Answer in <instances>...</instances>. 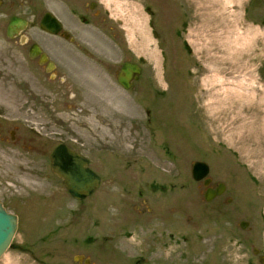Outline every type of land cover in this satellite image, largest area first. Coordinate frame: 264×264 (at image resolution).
Here are the masks:
<instances>
[{
  "label": "rangeland",
  "instance_id": "374dc122",
  "mask_svg": "<svg viewBox=\"0 0 264 264\" xmlns=\"http://www.w3.org/2000/svg\"><path fill=\"white\" fill-rule=\"evenodd\" d=\"M194 1L192 7L204 19L201 33L216 42L205 44L204 49L210 53L212 60L220 57L219 60L226 62L221 64L220 70L208 66L206 82H217L219 90L222 86L230 87V91H235L240 99L236 102L229 92H217V96L208 97V102L202 105L203 119L199 120L198 130H195L199 127L197 118L191 120L190 132H196L197 138L193 139L220 149L215 150L214 158L208 160L211 161L210 176L214 181L226 184L224 194L207 203L202 198L199 183L191 177L192 162L175 160L165 154L162 130L154 129L153 134L146 121L143 107H148V99L144 93L139 95L134 90L123 91L116 82L115 75L122 60L115 46L104 74L108 94L102 99L94 95L71 99L53 94L51 88H57V83L47 79L42 83L35 81L31 77L32 71L40 77L43 74L35 71L32 64L16 60L14 54L11 60H4L5 50L0 41V71L7 72L0 77V108L7 113L0 116L10 120V125L26 124L30 132H33L31 127L42 134L44 132L49 145L60 139L78 137L93 165L104 166L99 161L101 158L110 161L103 169L102 188L79 202L65 191L56 178L49 174H33L30 168L28 171L24 163L26 161L30 165L27 154H17V149L4 146L8 152L3 155L0 150V200L20 216L15 240L18 243L27 241V246L33 241L41 245L31 244L32 249L37 251L36 258H31L20 249H8L0 258V264H76L72 257L78 253L91 256L92 264L119 263L120 255H110L116 257L113 260L106 258L102 254L107 253L100 251L96 245H83L87 250L78 248L75 246L77 242L73 244V236L67 228L56 233L55 222H29L42 218L60 220L66 225L69 220H76L81 225L99 222L108 228L110 225L107 222H129L133 224L127 229L131 236L125 237L121 232L116 240L113 238L112 244L115 250H123L131 258L139 257L138 254H144L147 247L156 244L154 240L168 229L166 223L173 238L166 249L170 253L163 252L162 255L168 261L172 259V264H264L252 252L255 247L264 255V85L260 86L257 69L260 64L257 61L264 58V28L254 21L255 13L258 12L257 16L264 9V0H251L249 5L247 0ZM109 2L115 4V9L122 10V2ZM248 8H252L253 21L250 23L244 15ZM214 25L220 28L219 39L211 33ZM262 40L263 47L260 45ZM26 64L30 66L27 73ZM83 79L92 82L90 76L83 75ZM239 84L244 88L249 86L250 93L239 96L243 90ZM257 87L259 92L255 91ZM213 98L217 103L212 101ZM72 103L81 110L68 106ZM219 108L220 113L216 115ZM242 109L246 110L245 115ZM23 110L27 111L26 115L21 114ZM230 120L235 125L232 129L227 124ZM239 120L243 122L240 126ZM59 121L65 122L74 136L64 132ZM40 124L46 129L40 128ZM217 140H220L221 146ZM145 182L166 186V191L172 195L160 194V190L149 191ZM140 190L142 194H139ZM148 192H154L155 196L160 194L159 199L152 203L153 196ZM227 197L231 200L227 201ZM161 202L172 203L169 213L164 212L170 222H164L157 210L154 212L153 204L157 209ZM126 211L127 216L124 217L122 214ZM143 216H146L147 223L133 222L137 217L144 219ZM242 220L248 222L244 228L239 226ZM111 231L118 232L112 228ZM124 234L127 235L126 232ZM133 242L139 246L134 247ZM109 250L107 247V252ZM153 256L151 259L147 257L149 263L154 260ZM120 264L126 263L122 261Z\"/></svg>",
  "mask_w": 264,
  "mask_h": 264
},
{
  "label": "flooded vegetation",
  "instance_id": "af4514ba",
  "mask_svg": "<svg viewBox=\"0 0 264 264\" xmlns=\"http://www.w3.org/2000/svg\"><path fill=\"white\" fill-rule=\"evenodd\" d=\"M118 1L122 2L120 4L122 10L115 9V4L109 0H0V37L2 38L0 41L5 50L6 58L4 60H11L14 54L16 60H24V62L32 64L35 71L43 74V77H40L32 71L31 77L35 81L42 83L47 79L58 84L57 88H51L53 94L71 99L77 97L85 99L94 95L102 99L108 94L104 74L109 66L107 60L112 59L110 58L113 52L112 47L115 46L119 50L120 60H122L120 67L125 61H129L134 63L139 70L136 78L130 80L129 88H125L118 81L119 67L115 75L117 84L123 91L130 90L131 92L134 90L139 95L144 93L148 99V107H143L146 121L152 127L153 134L157 129L162 130L163 146L167 156L184 162L190 160L192 164L199 161L208 165L206 175L200 180L192 179L199 183L203 200L210 203L216 198H220L226 190V184L214 181L213 176H210V160L214 158L213 152L220 149H215L211 144H202L195 140L197 139L195 138L196 132H190V126L193 125L191 120L197 118L199 127L195 130L200 128L199 120L203 119L202 110H204L202 105L208 102V97L217 96V92H229L233 98L235 97L236 102L240 100L238 96L236 97L235 91H230V87L222 86L219 90L217 82H206L208 79L206 76L207 67L212 66L220 70L221 64L226 62L219 60L220 57L212 60L210 53L204 49L207 43L215 44L216 42L210 40L207 34L201 33L204 30V19L202 20V15L198 14V11L192 7L194 0ZM250 2L251 0H247L248 5L251 4ZM251 10L252 8H248L244 11L248 23L252 20ZM257 13H255L254 21L255 23L259 22L261 28H264V9L256 16ZM13 17L19 18L21 23L8 30L9 22ZM213 27L211 33L219 39L221 37L220 28H216L215 25ZM216 41L219 42V40ZM262 43L263 40L260 42L261 47H263ZM233 60L237 61L236 58ZM257 62L260 63L257 69L259 71L258 79H260V86L262 87L264 85V58ZM27 72H30L28 64H26L25 73ZM5 74H7L6 71H0V77ZM83 75L90 76L92 82L83 79ZM212 78L215 79L214 76ZM74 84L77 86L75 87ZM239 87L243 89L242 92L241 89L238 90L241 92L239 96L244 97L250 93L249 86L244 88L242 84H239ZM222 89L223 91H221ZM228 89L229 91H227ZM258 90H260L259 87L255 89L259 92ZM212 101L217 103L215 98ZM68 106L81 110V107L77 108L74 103ZM207 108L209 109V107ZM3 109L0 108V115H6L7 112ZM241 111L246 110L242 109ZM26 113V110L21 112L23 115ZM219 113L220 108L216 115ZM245 117L247 118V116ZM231 122V120L227 122L230 129L235 126ZM10 123L11 121L7 120L6 117L0 116V150L3 155L8 152V149L4 147L8 145L15 150L17 149V154H27L26 159L30 165L26 161L24 163L28 171L30 168V172L33 174H40L41 176L49 174L64 187L61 178L55 175L51 169L53 151L59 145H64L86 159L85 167L98 175L99 183L93 192L102 188L100 185L104 176L103 169L110 163L108 158L99 160L104 163V166L93 165L92 158L83 149V143L79 142L78 137L60 139L54 145H49V141L43 136L44 132L42 134L36 129L34 130L33 127L30 128L33 132H30L26 124L19 126L10 125ZM59 124L63 126L64 132L74 136L65 122L59 121ZM238 124L240 126L243 122L239 120ZM40 128L46 129L43 124H40ZM213 133L215 134L214 131L211 132L212 135ZM68 139L73 140L67 142ZM216 142L221 146L220 140ZM77 143L80 145L78 146ZM11 157H15V155ZM192 164L190 168L191 177ZM185 169L187 170V165H185ZM20 170H23L22 166H20ZM146 172L148 173V166H146ZM220 184L224 186L222 193L206 200V195L211 196L218 192ZM145 186H149V191L150 189L160 190V194L172 195L166 191V186H156L152 182H145ZM64 189L69 194L65 187ZM148 193L153 196L152 203L159 199L160 194L155 196L154 192ZM139 194H142L141 190ZM87 197L81 200L72 198L80 202ZM226 200L230 201L231 199L227 197ZM0 202L8 212L17 216V229L12 240L16 243L15 248L27 252L31 258H36L37 251L32 249V246L41 244L33 241L32 246L31 244L27 246L25 245L27 241L21 240L19 244L15 240L20 225V216L18 213L10 211L3 200ZM171 205V202H161L155 209L153 204L154 212L157 210L158 216H163L165 219L164 222H170L164 212L169 213ZM120 211L122 212V208ZM122 215L127 216V211ZM143 217L144 219L134 218L133 222L147 223L145 222L146 216ZM29 222H55L53 226L56 233L67 228L73 236V244L77 242L75 246L83 249V245H96L100 251L103 250V253H107L102 254V256L112 260L116 257L110 255H120L118 264L122 261L126 264H172L173 262L172 259L168 261L162 255L163 252H168L167 246L173 238V233L166 223L164 224L168 226V229H165V234H160L154 240L156 244L147 247L144 254H138L139 257L131 258L125 254V251L115 250L112 244L113 238L115 237L116 240V236L121 232L125 237L131 236L127 229L133 224L129 222L110 223L105 220L104 222L110 225L109 228L103 222H101L102 225L99 222L81 225L76 220H69L66 225L61 224L60 220L43 218L40 220L33 219ZM247 224L248 222H246ZM239 226L242 228L241 222H239ZM111 228L118 232L111 231ZM83 232L85 234H82ZM133 246L139 245L133 242ZM107 247L110 248L109 252H107ZM151 247L155 249L152 250ZM84 249L87 250V248ZM162 249L164 250L162 251ZM252 252L257 255L260 262L259 257L264 255L260 254L255 247L252 248ZM154 253H158V255L153 256ZM92 255L97 258L100 257L98 254L92 253ZM152 256L154 260L149 263L147 257L151 259ZM72 259L76 264H92L91 256L88 257L82 253L75 254Z\"/></svg>",
  "mask_w": 264,
  "mask_h": 264
},
{
  "label": "water",
  "instance_id": "95a60500",
  "mask_svg": "<svg viewBox=\"0 0 264 264\" xmlns=\"http://www.w3.org/2000/svg\"><path fill=\"white\" fill-rule=\"evenodd\" d=\"M19 18L13 17L9 22L8 30L14 25L20 24ZM138 69L134 63L125 61L122 63L118 81L125 87L129 88L130 80H134L138 73ZM52 172L62 180V184L69 194L78 200L90 195L98 186L99 177L91 169L85 167L87 163L81 155L71 151L64 145H59L51 155ZM208 173V165L204 162L195 161L192 164V178L200 180ZM223 184H220L218 192L211 196L206 195V200H210L215 195H219L223 191ZM241 227L244 228L247 221H240ZM17 229V216L8 212L0 202V258L9 248H14L12 239ZM255 250V249H254ZM256 251V250H255ZM260 262L264 261V256L259 257Z\"/></svg>",
  "mask_w": 264,
  "mask_h": 264
},
{
  "label": "clouds",
  "instance_id": "9594fccd",
  "mask_svg": "<svg viewBox=\"0 0 264 264\" xmlns=\"http://www.w3.org/2000/svg\"><path fill=\"white\" fill-rule=\"evenodd\" d=\"M242 247V246H241ZM241 257H237V259H240Z\"/></svg>",
  "mask_w": 264,
  "mask_h": 264
},
{
  "label": "bare ground",
  "instance_id": "6f19581e",
  "mask_svg": "<svg viewBox=\"0 0 264 264\" xmlns=\"http://www.w3.org/2000/svg\"><path fill=\"white\" fill-rule=\"evenodd\" d=\"M198 8V7H197Z\"/></svg>",
  "mask_w": 264,
  "mask_h": 264
}]
</instances>
